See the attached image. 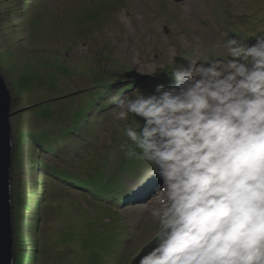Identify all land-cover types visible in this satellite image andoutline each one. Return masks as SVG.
<instances>
[{
  "label": "rangeland",
  "instance_id": "rangeland-1",
  "mask_svg": "<svg viewBox=\"0 0 264 264\" xmlns=\"http://www.w3.org/2000/svg\"><path fill=\"white\" fill-rule=\"evenodd\" d=\"M260 36L264 0H0V74L13 112L12 192L20 181L48 190L46 209L33 203L30 219L29 244L35 245V215L42 213L40 264H138L156 229L148 192L160 179L145 162L127 168L131 142L109 98L171 85L179 65L230 59L226 38L250 44ZM93 91L104 96L93 97L92 109ZM48 103L52 114L43 110ZM76 113L95 119L74 123ZM59 132L66 133L58 150L53 136ZM30 142L57 150L43 153ZM19 157L25 166L15 172ZM42 163L59 178L39 183ZM106 183L114 186L110 197H98L107 194L100 189ZM26 229L16 245L26 240ZM17 248L19 264L24 252Z\"/></svg>",
  "mask_w": 264,
  "mask_h": 264
},
{
  "label": "clouds",
  "instance_id": "clouds-1",
  "mask_svg": "<svg viewBox=\"0 0 264 264\" xmlns=\"http://www.w3.org/2000/svg\"><path fill=\"white\" fill-rule=\"evenodd\" d=\"M254 40L228 37L227 61H191L171 85L109 98L126 157L161 181L138 264H264V36Z\"/></svg>",
  "mask_w": 264,
  "mask_h": 264
},
{
  "label": "trees",
  "instance_id": "trees-1",
  "mask_svg": "<svg viewBox=\"0 0 264 264\" xmlns=\"http://www.w3.org/2000/svg\"><path fill=\"white\" fill-rule=\"evenodd\" d=\"M92 89H94V88H92ZM129 90H130V87L127 89V91H129ZM95 95L99 96V98L101 97L100 99H102L104 96V92L101 91L100 93H96L95 91H93V92H91V94L90 93L88 94V98H90L89 107H91L92 109L97 104L96 101H98V99L93 98ZM47 105H48V107H46L45 109H43V108L42 109L46 110V111H48V113L52 114L51 104L48 103ZM102 106L104 107L105 105H102ZM89 113L85 116L84 115L79 116V114H77V113H76V115H72V117L74 119V123H81L82 120H84L86 124L92 123L95 118L92 116V114L90 115ZM130 122L133 124H138V123L142 124V121H139L137 118H135L133 116H131ZM59 123L62 124L61 122H59ZM86 124H85V127H86ZM65 131H67V133H69L70 131L72 132V130H69V129H65ZM65 133L59 132L57 135L53 136L54 143L57 144V149L60 147V143H59L60 138L59 137L61 134H65ZM38 138L40 139V137H38ZM33 144H34V146H36L37 150L41 151V152H43V149L47 153H53V152H56V150H57V149H54L52 147L46 148L48 145L44 146V145L40 144L39 142H34V143L30 142L29 146H31ZM57 154H60V153H57ZM141 163H142V161H138L134 158L132 161L126 162V166H127V168H130L131 166H133L132 168L137 169ZM43 165H41V167H39V170H40L39 173H40V177H41L39 183H41V184H43V182L46 183V178H48L49 176L58 177V175H56L55 170L51 164H43ZM24 166H25L24 162L19 157V159L17 160L16 165L14 167V171L19 172L20 170H22L24 168ZM135 169L133 171H135ZM42 177H43V179H42ZM22 183L23 182H21V181L18 183H15L16 186L14 187V214H15V220H16V236L19 238V234L21 235L23 233L22 229L24 227L27 228L25 230V232L27 233L26 240H24L25 238H23V242H20V240H19L18 244H17V247H18L17 249L18 250L22 249V251L24 252L23 259L19 264H40L38 261V259H39L38 254H39V249H41V246H39V244H38L39 240H40V238H39L40 236L38 234V231H40L39 226L43 221L42 213L35 215V216H37V219L34 221V223L37 225V227H36V232H37L36 238L37 239H36L35 245L29 244V238H30V232H31V223H32V221L30 219L32 218V215L35 214L34 208H33V203H36V205H38L37 210H39V208L42 209L41 211L46 209V207H47L46 200H47V196H48V190H46V189L42 190L41 189L39 192L34 191V190H30L29 185H31V183L27 184L26 181H25V184H22ZM106 184H108V185L103 184V186L100 189L102 192H103V190L106 191L107 194L106 195L102 194V195H99L98 197H101V198L106 197V199L108 197H110L109 194H111V191H113L114 186H110L109 183H106ZM78 188L81 189L82 191L86 190V189L81 188V187H78ZM86 191L89 192L88 190H86ZM22 237H23V234H22ZM30 241H31V239H30ZM110 241H112V240L110 239ZM17 261H18V257H17L15 264H18Z\"/></svg>",
  "mask_w": 264,
  "mask_h": 264
},
{
  "label": "water",
  "instance_id": "water-1",
  "mask_svg": "<svg viewBox=\"0 0 264 264\" xmlns=\"http://www.w3.org/2000/svg\"><path fill=\"white\" fill-rule=\"evenodd\" d=\"M11 91L0 74V264H15Z\"/></svg>",
  "mask_w": 264,
  "mask_h": 264
}]
</instances>
